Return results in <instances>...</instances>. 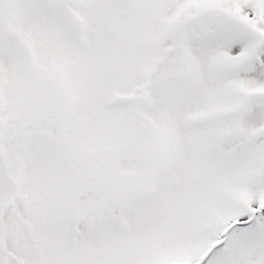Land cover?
I'll use <instances>...</instances> for the list:
<instances>
[{
    "label": "snow or ice",
    "instance_id": "6c2138e0",
    "mask_svg": "<svg viewBox=\"0 0 264 264\" xmlns=\"http://www.w3.org/2000/svg\"><path fill=\"white\" fill-rule=\"evenodd\" d=\"M0 264H264V0H0Z\"/></svg>",
    "mask_w": 264,
    "mask_h": 264
}]
</instances>
